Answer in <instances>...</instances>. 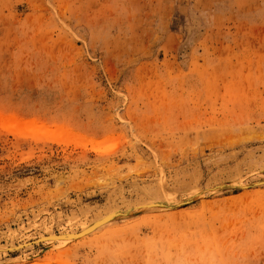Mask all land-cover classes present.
Returning a JSON list of instances; mask_svg holds the SVG:
<instances>
[{
  "label": "rangeland",
  "instance_id": "rangeland-1",
  "mask_svg": "<svg viewBox=\"0 0 264 264\" xmlns=\"http://www.w3.org/2000/svg\"><path fill=\"white\" fill-rule=\"evenodd\" d=\"M257 183L264 0H0V247L176 202L0 264H264Z\"/></svg>",
  "mask_w": 264,
  "mask_h": 264
},
{
  "label": "bare ground",
  "instance_id": "bare-ground-1",
  "mask_svg": "<svg viewBox=\"0 0 264 264\" xmlns=\"http://www.w3.org/2000/svg\"><path fill=\"white\" fill-rule=\"evenodd\" d=\"M237 184V183H236ZM264 183H257L255 185H251V186H241V188L244 189H251V188H255L258 185H261ZM240 185H235L234 183H225L219 187H215L212 190H219V189H225V188H239ZM196 196V195H195ZM173 203L176 204V202H156L153 204H148V205H144V206H140V207H135V208H131V209H125V210H120L111 214H107V216L101 218V219H97L93 224H89L90 226L85 227L82 231H79L77 233H62L59 235H49V236H45L42 238H39L31 243L25 244V245H21L18 247H9L7 248V246H3L0 247V252H16V251H22L25 249H28L30 247H34L35 245L38 244H68L70 242L73 241H77V240H83V238L85 239L88 238L87 236H90L91 234H93L94 232H96L97 230H100L110 224H113L115 222H118L121 220L122 217H125L129 214L135 215L133 217L138 216L139 214H141L142 212L146 211L147 209L149 211L147 212H154V211H158V210H169V209H174L176 206L172 205ZM177 205H179V203H177ZM132 218V217H130ZM130 218H126V219H130ZM126 219H122V220H126Z\"/></svg>",
  "mask_w": 264,
  "mask_h": 264
},
{
  "label": "water",
  "instance_id": "water-1",
  "mask_svg": "<svg viewBox=\"0 0 264 264\" xmlns=\"http://www.w3.org/2000/svg\"><path fill=\"white\" fill-rule=\"evenodd\" d=\"M146 211H149V210L147 209ZM133 216H135V215L129 214V215L125 216V217H122L121 220H122V219H126V218H130V217H133ZM41 244H42V243H41ZM41 244H38V245H41ZM35 246H36V245H35Z\"/></svg>",
  "mask_w": 264,
  "mask_h": 264
}]
</instances>
